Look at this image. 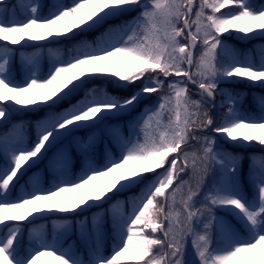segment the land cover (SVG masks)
<instances>
[{"label": "snow or ice", "instance_id": "6c2138e0", "mask_svg": "<svg viewBox=\"0 0 264 264\" xmlns=\"http://www.w3.org/2000/svg\"><path fill=\"white\" fill-rule=\"evenodd\" d=\"M226 37L264 40V0H0V264H264V155H249V195L223 146L264 149V96L250 113L221 87L264 88V44ZM41 110L31 146L5 127ZM68 137L75 172L71 146L48 156ZM45 158L47 183L28 175Z\"/></svg>", "mask_w": 264, "mask_h": 264}, {"label": "rangeland", "instance_id": "374dc122", "mask_svg": "<svg viewBox=\"0 0 264 264\" xmlns=\"http://www.w3.org/2000/svg\"><path fill=\"white\" fill-rule=\"evenodd\" d=\"M50 2H51V0H45V3H50ZM96 34H97V33H96ZM96 34H94L93 36H95ZM93 36H92V37H93ZM226 38H227V42L229 43V45L233 46L234 44H233V41H232V40H234V41L240 42V43L243 44V45H247V46H248V50H250V49H254V48H258L260 45L264 44V40H252V41H249V42H242V41H240V40H238V39H236V38H234V37H226ZM230 38H231L232 40H230ZM0 43H3V42H0ZM17 47H18V46H17ZM24 51H29V52H30V51H32V49H26V50H24ZM256 59H257V62H259L258 56H257ZM14 64H15L16 72H17V74L19 75V74L23 71V64H22V62H21V59H20V55H19V53H16V54H15ZM42 67H43L45 70L47 69V67H48V61H47V60L42 61ZM229 85H233V86H236V85H237V86H242V85L250 86V85L247 84V83H241V82H230V83H226V84H221V87H222V88H228L227 86H229ZM248 88L262 89V88L257 87V86H250V87H248ZM228 89H229V88H228ZM253 94L256 95V93H254V92H253ZM243 96H245V93H243ZM256 96H257V99H258L260 96H263V95L257 94ZM152 103H154V97H153L152 99L144 100V101L141 103V105L136 109V113H139V112L144 108V105H146V104H152ZM243 110L246 111V112L255 113V112H253L251 109H249V110H245V109L243 108ZM136 113H134L133 115H135ZM256 114H259V113H256ZM127 119H129V117H127V116H125V117H121V120H122V121H126ZM108 122H109V123H115L116 121H108ZM17 123H21V122H17ZM84 130H87V129H82V130H80V131H84ZM36 132H37V128H35V137H34V139H33V138H32V135L28 132V130H27L26 128H24V139H25V142L28 144V146H31L32 143L35 141V139H36ZM125 132H127V129H125ZM86 135H87V134H85V136H86ZM74 136H76V137H84V136L81 135V133H79V132L75 133ZM105 139H106V137H105ZM61 142H63V143L59 144V145L57 146L56 149H53V148H52L51 151H49L48 156L51 157L52 154H53L54 152H56L57 149H59V148H61V147H64V146H71V148H72V157L76 160V162L79 161V159H78L77 156H76V155H77V152H76V150H75V146L72 145V137H68L67 139H65V140H63V141H61ZM56 145H57V144H56ZM223 146H224V148H226L228 151H231V152H233V153H236V152H234V150H232V149L230 148L231 145L224 144ZM231 147H232V146H231ZM243 149H245V148H243ZM100 150H101L100 162L102 163V162H103V156H102V151H103V141L101 142ZM114 150H115V149H114ZM237 154H239V153H237ZM251 154H253V153H251ZM0 155H2V150H0ZM257 155H258V154H257ZM242 156H243V158H247V159L249 160V156H248V154H245V153H244ZM249 162H250V160H249ZM242 163H243V160H242ZM47 164H48V159L45 158V159L42 160L39 164L36 165L37 167L33 168V171H34V172H31V173H43V175H44V177H45V182H46V183H47L48 180L51 179V173L48 171ZM30 170H31V169H30ZM30 170H29V172H30ZM47 176H50L49 179L47 178ZM242 182H243V187H244L245 191H247V192L249 193V195H251V189H250V187H249V191H248L247 186L245 185L243 179H242ZM22 183H23V182H22ZM134 190H135V189H134ZM134 190H133V191H134ZM136 191H137V190H136ZM18 192H19V190H17V192H14L13 195H14V196L17 195ZM123 195H124L125 197H127L128 195H130V193H125V194H123ZM24 223H27V222H24ZM0 227H2V226H0ZM49 238H51V233H50V232H49ZM25 241H26V246H27L28 244L31 243L30 236H28L27 234L25 235ZM72 241H76V243H75V245H74V250H76V251H78V252H84V247H83V245L80 243V241L77 239V237H76L75 234H73V235L70 237L69 240L65 241V245L67 246V245L71 244ZM111 244H112V241H111V239L109 238V239L106 241V243H105V252H106V253L109 252V251L111 250ZM192 255H193V249H192L191 243L189 242V246H188V258H189V259H192ZM84 259H88L86 253H85V255H84ZM40 264H54V261H53L50 257H44V258H42Z\"/></svg>", "mask_w": 264, "mask_h": 264}, {"label": "trees", "instance_id": "16d2710c", "mask_svg": "<svg viewBox=\"0 0 264 264\" xmlns=\"http://www.w3.org/2000/svg\"><path fill=\"white\" fill-rule=\"evenodd\" d=\"M99 31V30H98ZM96 33H89L88 36H89V39L92 37V35H94ZM79 39V38H77ZM68 42H66L67 44ZM236 48L238 50H241L242 52L243 51H247V48L246 46H236ZM100 83V82H98ZM108 91L112 92L113 94H118V95H128L130 90H123V89H118L116 88L115 86L113 85H108ZM137 87H139V82H137ZM229 89H232L236 92H239V93H242L244 91L245 88H243V85L242 86H228ZM248 90V89H247ZM250 91H255V92H258L260 94H263L264 95V89L260 90V91H257V90H250ZM253 94H249L248 96H251ZM82 98V93L80 94H77L75 96H73L70 100H66L64 101L62 104H60L57 108V110H62L64 108H68L70 106L71 103H74L76 100L78 99H81ZM255 98L254 96H251V98H247L245 101H243V104L242 106H244L246 109L247 108H252V110L254 112L257 113L258 111V107H257V104H256V101H255ZM45 115V110H41L40 112L38 113H34V112H29V113H18V114H15L12 116V122H9L5 127L7 128H10L11 125L13 123H17V122H22L26 127V129L32 134V136L34 137V131H35V122L38 121L39 119H41L43 116ZM11 121V120H10ZM1 131H4V129L0 128V133H2ZM86 132H83V134H85ZM233 150L235 152H238L240 153L242 150L239 149V148H236V147H232ZM246 153H257V154H260V155H264V149H261L259 146L257 147H250V148H246ZM79 167H80V160L79 162H76V165H75V171H78L79 170ZM249 162H248V159L247 158H244L243 160V164H242V175L247 177L248 176V173H249ZM49 232H51V229L49 228Z\"/></svg>", "mask_w": 264, "mask_h": 264}]
</instances>
